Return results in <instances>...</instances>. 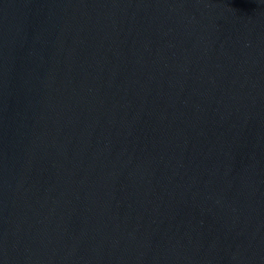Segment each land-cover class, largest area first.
<instances>
[{"label": "water", "instance_id": "obj_1", "mask_svg": "<svg viewBox=\"0 0 264 264\" xmlns=\"http://www.w3.org/2000/svg\"><path fill=\"white\" fill-rule=\"evenodd\" d=\"M0 264H264V0H0Z\"/></svg>", "mask_w": 264, "mask_h": 264}]
</instances>
